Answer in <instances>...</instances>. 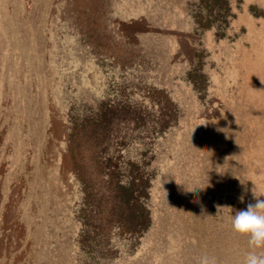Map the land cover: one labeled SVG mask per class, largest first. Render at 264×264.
Returning <instances> with one entry per match:
<instances>
[{
    "label": "rangeland",
    "instance_id": "rangeland-1",
    "mask_svg": "<svg viewBox=\"0 0 264 264\" xmlns=\"http://www.w3.org/2000/svg\"><path fill=\"white\" fill-rule=\"evenodd\" d=\"M263 33L264 0H0V264H241Z\"/></svg>",
    "mask_w": 264,
    "mask_h": 264
},
{
    "label": "clouds",
    "instance_id": "clouds-1",
    "mask_svg": "<svg viewBox=\"0 0 264 264\" xmlns=\"http://www.w3.org/2000/svg\"><path fill=\"white\" fill-rule=\"evenodd\" d=\"M252 193L254 202H249L246 209L238 210L232 215L231 227L236 234L248 240L250 250L241 264H264V199L260 198L264 195H257L255 187ZM239 199L244 203L243 196ZM196 264H218V261L205 254L197 259Z\"/></svg>",
    "mask_w": 264,
    "mask_h": 264
},
{
    "label": "bare ground",
    "instance_id": "bare-ground-1",
    "mask_svg": "<svg viewBox=\"0 0 264 264\" xmlns=\"http://www.w3.org/2000/svg\"><path fill=\"white\" fill-rule=\"evenodd\" d=\"M254 1V0H253ZM258 2V1H257ZM264 34V33H263ZM263 84V83H262ZM250 174V173H249ZM245 176V175H244ZM254 176V175H253ZM241 178V177H240ZM244 178V177H243ZM245 178H246V176H245ZM259 178H261V177H259ZM238 179V178H237ZM252 179V178H251ZM264 179V178H263ZM234 181H235V179H234ZM237 182V181H236ZM234 183V182H233ZM231 184H232V182H231ZM237 185V184H236ZM238 185H241V184H239L238 183ZM251 185V184H250ZM231 186V185H230ZM240 189V188H239ZM245 190V189H244ZM251 191V190H250ZM227 192V191H226ZM235 193V192H234ZM244 193H246V192H244ZM243 193V194H244ZM249 193V192H248ZM252 194V193H251ZM227 195H228V193H227ZM235 195V194H234ZM244 197V196H243ZM179 201V200H178ZM188 201V200H187ZM189 203H190V201H189ZM245 203V202H244ZM179 204V203H178ZM187 204V203H186ZM181 206V205H180ZM179 206V207H180ZM181 208V207H180ZM180 211V210H179ZM181 211H182V209H181ZM173 215H174V213H172ZM184 214V213H183ZM178 215H180V214H178ZM165 219V218H164ZM176 228V227H175ZM198 229V228H197ZM198 231H199V229H198Z\"/></svg>",
    "mask_w": 264,
    "mask_h": 264
}]
</instances>
